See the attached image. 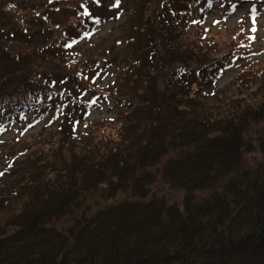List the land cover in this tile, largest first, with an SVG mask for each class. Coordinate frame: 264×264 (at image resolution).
<instances>
[{"label":"trees","instance_id":"obj_1","mask_svg":"<svg viewBox=\"0 0 264 264\" xmlns=\"http://www.w3.org/2000/svg\"><path fill=\"white\" fill-rule=\"evenodd\" d=\"M210 1L122 0L113 136L60 126L0 171V264H264V71L219 86L235 52L207 41ZM32 8L29 24L0 8V128L55 104L77 71L61 44L77 11L59 24ZM242 41L238 27L227 40Z\"/></svg>","mask_w":264,"mask_h":264},{"label":"rangeland","instance_id":"obj_2","mask_svg":"<svg viewBox=\"0 0 264 264\" xmlns=\"http://www.w3.org/2000/svg\"><path fill=\"white\" fill-rule=\"evenodd\" d=\"M102 1V0H100ZM238 2V0H236ZM247 0H244L242 3L239 4L238 9L230 16H223L222 12H220V10H217L216 13H214V15H211L209 20L210 21H215V20H219L221 21V25H219V27H213L211 29L210 35L207 39V41H211L216 43V41L218 39H222L225 43H226V49L229 48L230 50H232L233 48L232 45H230L227 40L229 38V36L231 35V33H234L237 29V27H239L238 25H240L241 23V19H246L247 20V16H246V12H247V8L246 5H244V3ZM258 2L263 3L262 6H260V9L258 13H255V19L254 20H250L248 19L246 21V27H247V31H250L252 28H255L254 34L256 36V46H255V50H259L262 49L264 50V0H257ZM81 0H72L70 2H63L61 0H55L54 3H56L57 5H55V7H59L60 9L63 8V12H61V14L63 15V18L66 19L67 16L70 15V12L67 14V12L69 10H67V8H70L71 6H76L78 7V5L81 4ZM94 3H97L94 0ZM51 2H49V0H0V8L2 9L3 5L4 6H9L10 9H8L9 11H11V13H16L19 14L22 19L26 22V23H30L32 21L33 18V14H30V12H32V7H36L39 8V12L42 15H45L46 17L52 16L53 12H50L49 7ZM29 9V10H28ZM56 10H58V8H55ZM71 9V8H70ZM77 11V10H76ZM93 11L96 14V16L101 15V16H105L104 13L105 11L103 9H99V8H94L93 7ZM130 12V6L127 3V11L126 13L122 14L119 18L116 19V21H112V20H105L103 25L98 29V31L96 32V35L92 37V41L89 43L90 45H85L82 48H78L77 53L75 54V57L77 58V62H79L78 64V69H83V68H87L86 70H88V67H94V66H100L102 65L107 59V53H106V58L104 57V52L103 47L101 49V45L97 44V40L99 38H103L102 42L105 40V42L107 43L106 46L111 48V45L114 44V40L117 39H121L123 37V33L126 29L129 28V15ZM60 13V12H58ZM34 14L36 16H38V14H36L34 12ZM108 16H111L110 13H107ZM19 17V18H21ZM83 17L78 16L77 18H73L71 20V23H68L66 25L70 24V28H68V32H76V26H73L74 23L80 20H82ZM56 21H61V19H57ZM123 21H127L128 25H124ZM22 22H20L19 24H16L15 28L17 30L20 29V24ZM222 27V28H221ZM219 28V29H218ZM231 29H233V31L231 32ZM100 42V41H99ZM91 44H93L94 47L91 46ZM229 50V51H230ZM103 53V54H102ZM113 55H115V57H120L122 55V49L117 47L114 49ZM264 63V62H263ZM264 68V65H261ZM51 71L55 72L57 71L56 68L50 66ZM48 67V68H49ZM235 71L229 72L227 75H225L220 83V86H224L226 84H228L236 75ZM68 74V73H67ZM59 75V74H57ZM110 78V76H108V78L105 80V82ZM104 83V80H103ZM105 114V113H104ZM102 113H99L98 111L93 112L92 114V120L94 119H98V118H102V116L104 115ZM92 122V121H91ZM93 127L96 126L95 124H93ZM97 127V126H96ZM41 126H36L34 131H30L27 135L40 131ZM96 129H98V132L100 134L96 135L101 136V134H108L109 130L103 129V127H101L99 129V127H97ZM17 130V127H14L10 130V132H14ZM41 133V132H40ZM113 133H111L110 135H112ZM11 135V134H10ZM26 135V136H27ZM52 133H48L45 134L43 136V139L41 138V141H43L45 139L46 136L52 138ZM14 135L10 136L8 135V138L6 139H10L12 138ZM40 140V135L39 133L34 134L31 138V142L34 143L36 141ZM63 141H60L59 139H57L56 141V146L57 145H62ZM57 154V153H56Z\"/></svg>","mask_w":264,"mask_h":264},{"label":"snow or ice","instance_id":"obj_3","mask_svg":"<svg viewBox=\"0 0 264 264\" xmlns=\"http://www.w3.org/2000/svg\"><path fill=\"white\" fill-rule=\"evenodd\" d=\"M96 2L97 3H99V0H96ZM116 7H118L119 6V0H116V5H115ZM89 15H91L90 13H88ZM93 23L94 24H98V23H100V21H99V19L97 18V19H94L93 20ZM198 23V22H197ZM215 23H218V21L217 22H215ZM252 31H255V28H253V29H251ZM241 47H243L244 45H243V43H241V45H240ZM68 47H71V45H68ZM93 83H95V81H93ZM85 127H87V125H85ZM0 175H2V173H0Z\"/></svg>","mask_w":264,"mask_h":264}]
</instances>
